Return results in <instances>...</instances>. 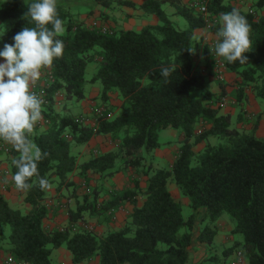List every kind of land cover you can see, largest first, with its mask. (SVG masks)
Listing matches in <instances>:
<instances>
[{
	"label": "trees",
	"instance_id": "16d2710c",
	"mask_svg": "<svg viewBox=\"0 0 264 264\" xmlns=\"http://www.w3.org/2000/svg\"><path fill=\"white\" fill-rule=\"evenodd\" d=\"M102 8L112 4L137 8L153 14L157 21L139 28H123L84 24L71 20L68 7L56 3L65 31L57 39L64 43L61 58H54L46 72L50 80L44 87L42 118L44 126L29 139L48 155L38 163L39 176L56 181L57 186L72 185L69 175L80 177L83 183L89 173L98 181L134 169L137 174L128 187L102 188L97 183L89 193L77 199L73 184L74 206L67 209L68 224L47 229L42 220L48 213L43 203V190L37 177L33 186L20 191L25 211L9 206L0 195V251L23 264L51 263L49 253L56 247L68 251L69 262L78 263L95 258V264H184L186 246L191 240V227L199 209L206 224L198 231V242H210L213 224L226 213L233 223L231 231L241 234L240 240L224 249L221 258L239 247L246 264H264V136L254 133L255 120L247 129L230 123L228 112L219 111V101L225 94L223 72H233L237 78L232 94L237 102L248 89L254 98L264 101V0H249L246 9L229 0H207L210 18L217 22L211 27L219 31L222 13L237 9L250 25L251 50L244 53L247 62L228 63L221 57L223 70L212 69L213 59L207 44H200L193 31L204 26L203 17L189 0H90ZM38 0H0V42L14 44L13 37L24 27H35L25 16L28 5ZM169 5L171 11L163 8ZM173 15L181 17L179 26ZM51 27V25H49ZM2 47V48H3ZM194 48V53L187 51ZM97 66L89 79L84 78L87 62ZM172 66L174 71L165 83L161 68ZM46 74V73H45ZM212 75L219 88L211 92L205 81ZM87 81H98V97L104 102L111 93L120 98L118 110L110 116L107 106L95 115L91 124L65 112L57 113L54 93L63 99L84 98ZM197 96H190L192 90ZM264 114V105L262 108ZM240 111L233 117L239 120ZM234 122V121H233ZM173 128L180 137L176 154L166 168H153L146 151L159 146L157 132ZM200 130L195 133V129ZM107 135L112 149L97 152L76 163L71 145L87 142L91 136ZM213 138V142L207 139ZM202 147L194 150L197 143ZM10 180L18 170L12 161L18 153L8 148ZM146 160V163H145ZM138 174L144 176L142 184ZM171 180L183 196L190 212L183 218L180 202L166 189ZM14 183V182H13ZM98 192L96 193V191ZM102 198L96 201L97 194ZM141 196L139 205L135 196ZM123 202L132 205L128 221L102 233L93 228L73 229L83 211L89 215L113 212ZM8 227L5 233L3 228Z\"/></svg>",
	"mask_w": 264,
	"mask_h": 264
},
{
	"label": "clouds",
	"instance_id": "9594fccd",
	"mask_svg": "<svg viewBox=\"0 0 264 264\" xmlns=\"http://www.w3.org/2000/svg\"><path fill=\"white\" fill-rule=\"evenodd\" d=\"M29 23L14 37V44H5L0 51V140L10 144L19 154L12 163L18 169L12 180L17 190L27 191L33 186L29 181L37 177L41 190L50 187L47 179L39 176L38 163L47 153L34 144L29 135L42 119L43 101L30 91L41 77L42 70L53 66L54 58H61L64 43L57 39L65 31L59 18L56 0H38L28 5ZM215 54L228 63L247 62L244 53L251 50L250 25L237 9L219 17ZM51 25V27H49ZM187 51L194 53V48ZM174 67L161 68L165 83ZM7 183V178L4 180Z\"/></svg>",
	"mask_w": 264,
	"mask_h": 264
},
{
	"label": "crops",
	"instance_id": "0c3cea01",
	"mask_svg": "<svg viewBox=\"0 0 264 264\" xmlns=\"http://www.w3.org/2000/svg\"><path fill=\"white\" fill-rule=\"evenodd\" d=\"M134 1L135 3H138L140 0H131ZM165 3H163L164 5ZM166 5V4H165ZM167 11H171V8H168L167 5L164 7ZM105 9L104 11H108L109 8H101ZM139 15L142 16V22L139 26L136 28H139L141 25H144L146 23H154L153 18H148L149 20H146L144 15L140 13ZM109 18V17H108ZM123 28H131V27H123ZM220 28V24H219ZM193 34L196 38L197 41L200 42V44H205L203 42V38L205 37L207 40H213L216 38V33L213 31H207L203 27L196 28L193 31ZM2 43L0 42V51L3 50L2 48ZM4 60L3 58H0V63H3ZM47 69L42 70L41 77L37 81L36 84L42 82L43 80L46 79L45 73ZM224 81L234 77L237 78V76L231 71H225L222 74ZM206 85L208 89L211 92L217 93L219 91L218 86L216 85L215 81L212 78V75H207L205 77ZM232 81V80H231ZM228 82L225 85V90L229 88H233L232 86L234 85V80L233 82ZM226 82V81H225ZM94 83V82H93ZM34 86V85H33ZM31 86V87H33ZM97 91L99 86L95 85ZM31 89V88H30ZM84 92V91H83ZM246 93V96L240 100L238 103H241L242 101V106L246 110L243 116L245 117H251V118H256L255 120V127L253 130V133L261 137L264 135V114L262 112V108L264 105V101L254 98L252 93L250 91L244 90ZM90 96V95H89ZM58 98H61L60 93L54 98L56 100V103L54 104L53 108H55L56 104H59ZM84 98H85V92H84ZM72 100L74 99H63L61 98V101L64 104L63 108H69V111H66L67 113L70 112V106L69 104L72 103ZM55 110V109H54ZM58 112V111H57ZM220 112L224 113L226 112L225 110L223 111L220 109ZM230 114V113H229ZM242 116V115H241ZM237 124V123H236ZM248 125V124H247ZM246 125V127H247ZM44 126V119L42 118L40 121L37 122V124L34 127V130L40 129ZM32 132V133H33ZM31 133V134H32ZM171 133L174 134L175 130L172 128ZM30 134V135H31ZM176 135V134H175ZM181 136H177V139L180 140ZM210 142V141H209ZM198 144V143H197ZM0 145L2 147L9 148L10 144H7L0 140ZM114 143L112 140L107 135L101 134H95L90 137V139L87 141V143H81V144H73L71 147V152L76 155V163L79 162V159L83 156L86 157V155L89 156V153L92 152V154H95L97 152H102L103 150L107 149H112ZM202 147V146H201ZM200 147V148H201ZM178 147H174V151L170 147H162L161 149L159 146H157L154 149V158L151 161V166L152 169L158 168V164L155 163V160H162L166 163V166L168 167L169 163L173 159L174 155L176 154ZM7 150H2L0 148V195L2 198L6 201L7 204H11L14 208L18 209H23V211L27 210L29 207L25 202L22 201V194L19 190L16 189L14 183L10 180V174H8V169H9V154ZM88 152V153H87ZM6 155V160L5 156ZM151 160V159H150ZM120 173V172H119ZM117 174V173H115ZM5 178H7V183L4 182ZM144 178V177H143ZM104 179V178H103ZM113 180V182L111 181ZM71 181L72 185H60L57 186V183L55 180L49 183L50 187L47 189L43 190V203L46 205L48 208V213L46 216L43 218L42 223L43 226L46 227L47 229H52V228H60L64 225L68 224V217H67V209L71 208L72 205H70V202L73 201V195H72V189L74 188L75 184H82V180L80 177H77L75 175H69L67 178V182ZM117 179L113 178L111 176L104 179L103 182L101 183L102 188L103 186L106 188H111L113 190L119 189L122 187H128L130 185V182L122 181V182H117ZM115 183V184H114ZM119 183V184H118ZM142 184V182H139ZM74 184V185H73ZM166 189L169 192V194L175 198L178 202H180V207L181 205L188 206L186 199L179 195L175 185L173 182L169 179L165 183ZM76 194V193H75ZM142 197L141 196H135V203L136 205H139L141 202ZM69 202V203H68ZM11 206V207H12ZM132 205L128 202H123L121 205H119L113 212L111 211L110 213H107L104 215V217H100L98 215H89L88 214V222L91 224H95L94 230L97 231V233H102L104 232L105 229L109 230H114L123 224H125L128 221V213L130 212ZM181 212V210H180ZM190 212V211H189ZM202 209H199L196 213V217L193 221L192 227H191V240L189 242V245L186 246V251H187V256L185 259L184 264H217V263H212V260L214 259L215 256H220L223 253L224 249L229 247L230 245L233 244L234 241L240 240L239 238H236L235 240L233 239V232L231 231L233 227V223L230 219H228L224 214H221L220 217L216 219V221L213 224H209L211 228H213L214 234L211 238L210 242H198L196 240V235L198 234V231L206 224V220L202 219ZM93 216V217H92ZM84 218V216L82 217ZM102 218V219H101ZM183 218H186L183 216ZM89 223V224H90ZM84 224V223H82ZM220 242L221 248L218 243ZM61 247H56L50 250L49 255L53 252L55 253H62L64 254L65 258H69V255L67 256V253L62 251ZM230 251L223 257L222 260H227L229 256ZM7 253L0 251V264H2V259ZM55 262H58L57 259H55ZM93 263L95 264V258ZM68 264H79L78 263H70ZM243 264H246L245 260L243 259Z\"/></svg>",
	"mask_w": 264,
	"mask_h": 264
},
{
	"label": "rangeland",
	"instance_id": "374dc122",
	"mask_svg": "<svg viewBox=\"0 0 264 264\" xmlns=\"http://www.w3.org/2000/svg\"><path fill=\"white\" fill-rule=\"evenodd\" d=\"M56 3H61L64 6L68 7V9L70 11V15H71L70 16L71 20H74V21L75 20H82L83 23L87 24V25H93V26L101 25L104 27L105 26H110V27H112V26L125 27L126 26V27H131L133 29H136V27L139 26L142 22V16L139 15V11H140V13H142V12H141V10H139L137 8H130V7L123 6V5L117 6L116 4H112V6H113L112 9L109 8L108 11H104L105 9H101L102 7L94 5L90 0H56ZM229 3L233 4L234 6H236L238 8H242V10L246 9L247 4H250L249 0H229ZM165 4L163 5V8L166 6ZM167 7L170 8L169 5H167ZM142 14L144 15L146 20H149L148 18H153L155 22L157 21L156 17L153 14H146V13H142ZM171 18L176 19L179 26H181L183 24V20L181 19V17L173 15ZM96 66H97V63L95 60L89 61L85 64L84 69H83V73H84V78L86 80L89 79L93 75ZM224 79L225 78H223V76H221V80L224 81ZM233 80H235V78L231 77L225 81L227 83V81L233 82ZM95 85L99 86L98 81H94V83L91 81L85 82V86H84L85 98H82L80 100H72V103L69 104V105H71L69 114L81 119L82 123L91 124V122L93 121V118H95V115H98L99 113H101V111L106 106L109 109V112H107L109 114V116L118 110V107L120 104L119 96H117L116 93H111L109 95L107 101L104 102L103 100L99 99L98 93H97L98 91H97L96 87H94ZM246 90L249 91L248 89H246ZM189 95L190 96H197L198 90H196V89L192 90L189 93ZM224 98H225V101H224V103L219 105V108L222 109L223 111L225 110L226 112L230 113L229 114L230 115V123L235 124L238 127L247 129L253 118H251V117L247 118V117L243 116V114L245 113L246 110L242 106V101H241V103H238L237 100L235 99L234 95L232 94V88H231V90L229 88H227V90H225ZM57 100H59V104H56V106L54 108L55 111H58L57 113H61V112L67 113L66 111H69V108H63L64 104L62 102H60L61 98H58ZM220 109H219V111H220ZM239 111H240L239 120H236V121L233 120L232 118L235 117V115ZM246 125H247V127H246ZM171 130H172V128H167V129L159 130L157 132L156 136H157V140L159 142V148L160 149L162 147H167V148L170 147L173 150L174 147H178L180 145V141L177 139V135H175V133L172 134ZM263 136H261V137H263ZM207 140L210 142H213L212 137H209ZM85 143H87V142H85ZM72 146L73 145H71V147ZM201 146H202V143L200 142L198 144L193 145L192 148L194 150H198ZM153 152H154V149H149L146 151V154H147V156L150 157L151 161L154 158ZM73 155L76 158V155L75 154H73ZM91 155H93L92 152L89 153V156L88 155H86V157L82 156L79 159V162L87 159ZM4 156H5V160H6L7 157H6V155H4ZM79 162H77V163H79ZM154 162L158 164V168H166L167 167L166 163L162 160H155ZM145 163H146V160H145ZM135 175H137V174L134 172V169L127 168L123 172L121 171L120 173L114 174L112 177L118 180V181H116V183L117 182L120 183L122 181L130 182V180L133 177H135ZM138 176L140 177L139 181L141 182L142 179H144L143 178L144 176H142L140 174H138ZM97 179L98 178H96V174L89 173V179L86 183L82 182V184H77V186L74 188V191L76 193L75 195H76L77 199H80V197L83 193L88 194L91 187L96 185L97 183L99 184V186L102 187L101 183L106 178H104L101 181H98ZM111 181L113 182V180H111ZM104 188H106V187H104ZM97 192H98V190L96 191V193ZM101 195L102 194H100V193L97 194L96 201L102 198ZM73 201L70 202V205H72L71 207L74 206ZM8 205L12 206L11 204H8ZM20 210L23 211V209H20ZM180 210H181L182 217L183 216L187 217V215L189 214L190 208L188 206L186 207L184 205H181ZM223 214L228 219H230L226 213H223ZM82 215L84 216V218L77 219V221L73 224V229L84 228L83 225H85L86 229H88V226L90 228L94 229L95 224L94 223L91 224L90 222H88L89 221L88 220V211H86V210L83 211ZM100 217H104V216L101 215ZM82 223H84V224H82ZM3 230L5 233H7L8 227L4 226ZM236 238H239V239L241 238V234L239 232H236L233 234V239L235 240ZM219 245L221 248L220 242L216 246H218V248H219ZM61 249H63L62 250L63 252L65 251L67 253V256L69 255L67 250H65L63 247H61ZM6 255H8V254H6ZM49 257H50L51 263L68 264V262H69V258H65L64 254L59 253V252L58 253L53 252L51 254V256L49 255ZM55 259H57L58 262H55L56 261ZM93 261H94V257H91L88 260L79 262V264H94ZM212 263L226 264V261L222 260V258L220 256H215L214 259L212 260Z\"/></svg>",
	"mask_w": 264,
	"mask_h": 264
},
{
	"label": "built area",
	"instance_id": "2783aa9c",
	"mask_svg": "<svg viewBox=\"0 0 264 264\" xmlns=\"http://www.w3.org/2000/svg\"><path fill=\"white\" fill-rule=\"evenodd\" d=\"M206 1L207 0H189V4H191L193 7H194V10L197 11L204 19V26L203 28L207 31H212L211 30V27L214 23L217 22V19L216 18H210L209 17V12L207 11V7H206ZM93 24V23H92ZM101 29L104 30L105 27L104 26H101ZM217 34V33H216ZM203 42L205 44L208 45V49H209V53L213 59V66H212V69L214 70L215 73L217 74H220L221 71L223 70V65H222V60H221V57L217 56L215 54V44L217 42V35H216V38L213 39V40H207L205 37L202 39ZM46 79L43 80L42 82L38 83V84H35L33 87H31L30 91H33L36 93V95L43 101L45 102V99H44V87L46 86L47 84V81L50 80V74H48L46 72V75H45ZM55 96L58 95V92L54 93ZM225 101V98L224 97H221L220 98V101H219V105L224 103ZM45 121V120H44ZM200 129L199 128H196L195 129V133H197ZM0 148H2V150H7V148L5 147H2L0 145ZM84 228H85V225H83ZM61 228V227H60ZM88 229H90V227L88 226ZM2 264H23L22 262L20 261H15L13 260L9 255H5L2 259ZM226 264H243V256H242V252L240 250L239 247H235L233 248L230 253H229V256L226 260Z\"/></svg>",
	"mask_w": 264,
	"mask_h": 264
}]
</instances>
